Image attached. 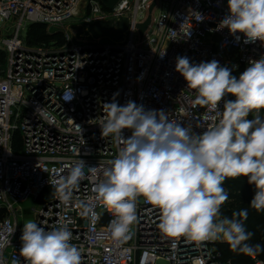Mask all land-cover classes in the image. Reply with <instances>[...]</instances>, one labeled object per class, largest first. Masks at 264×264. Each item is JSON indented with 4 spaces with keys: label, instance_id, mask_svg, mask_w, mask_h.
Masks as SVG:
<instances>
[{
    "label": "built area",
    "instance_id": "obj_1",
    "mask_svg": "<svg viewBox=\"0 0 264 264\" xmlns=\"http://www.w3.org/2000/svg\"><path fill=\"white\" fill-rule=\"evenodd\" d=\"M154 3L141 35L139 25ZM227 12V0H118L113 8L101 0H0V259L5 264L13 258L26 264L19 255L21 219L32 210L34 222L46 230L67 224L82 264H232L223 258V242L198 245L164 235L160 210L142 197L131 238L117 240L110 229L114 216L102 204H94L101 214L97 221L81 216L77 204L95 196L93 180L82 181L68 205L52 186L73 161L106 167L115 157L120 145L101 136L99 117L116 93L120 105L134 101L146 110L163 109L195 132L217 123V113L192 106L196 93L175 69L177 57L184 56L234 70L264 57V43L245 44L243 34L216 30ZM123 19L128 21L123 32L90 31L94 23ZM34 24L63 30L65 40L30 44ZM69 28L79 31L78 39ZM130 135L124 130L125 138ZM28 201L36 206L23 209ZM252 259L264 264L258 256Z\"/></svg>",
    "mask_w": 264,
    "mask_h": 264
},
{
    "label": "clouds",
    "instance_id": "obj_2",
    "mask_svg": "<svg viewBox=\"0 0 264 264\" xmlns=\"http://www.w3.org/2000/svg\"><path fill=\"white\" fill-rule=\"evenodd\" d=\"M227 7L216 30L243 34L245 44L264 43V0H227ZM175 70L196 93L192 106L217 113L219 121L195 132L191 124H183L163 109L146 110L134 101L120 105L116 93L112 102L104 104L99 126L102 137H112L120 145L117 154L106 167L88 166L83 159L73 161L67 174L53 182V194L68 205L81 182L93 180L95 196L77 206L82 217L95 222L101 214L94 204H102L114 216L110 229L117 240L131 238L142 197L160 210L158 227L164 235L186 237L198 245L224 242L254 258L264 252V246L251 243L254 233L245 224L248 209L233 211L231 217L221 209L229 199L225 181L246 177L254 186L249 206L264 212V57L250 60L238 78L216 60L197 64L186 56L177 57ZM228 95L235 99H225ZM126 129L131 131L127 138ZM20 240L19 255L26 264H82V253L72 243L67 224L46 230L28 220ZM0 264L5 262L0 259ZM11 264H19L18 259Z\"/></svg>",
    "mask_w": 264,
    "mask_h": 264
},
{
    "label": "trees",
    "instance_id": "obj_3",
    "mask_svg": "<svg viewBox=\"0 0 264 264\" xmlns=\"http://www.w3.org/2000/svg\"><path fill=\"white\" fill-rule=\"evenodd\" d=\"M47 29L45 24L32 25L27 35L30 44L43 42L47 36L51 39ZM229 68L232 70V75L237 78L244 71V67L238 70ZM261 115L264 116V111L261 112ZM250 119H252V114H250ZM223 186L228 190L229 199L222 205V214L231 217L233 211L248 209L249 216L245 224L247 230L254 233L251 243L264 246V212H257L249 206L254 195V186L248 183L246 177L229 178ZM221 249L225 261H230L232 264H254L252 257L233 251L228 244L222 245ZM257 256L264 259V252Z\"/></svg>",
    "mask_w": 264,
    "mask_h": 264
},
{
    "label": "water",
    "instance_id": "obj_4",
    "mask_svg": "<svg viewBox=\"0 0 264 264\" xmlns=\"http://www.w3.org/2000/svg\"><path fill=\"white\" fill-rule=\"evenodd\" d=\"M108 8H113V6L117 3L118 0H101ZM155 6V3L150 8V14L148 19L139 25L140 33L141 35L144 34L145 30L147 29L148 25L151 22V13L153 11V7ZM128 27V21L123 19L116 24L113 21L108 22H98L94 23L90 27L91 33L95 34L97 32L102 33L103 35H110L113 32H123ZM81 30V29H79Z\"/></svg>",
    "mask_w": 264,
    "mask_h": 264
},
{
    "label": "rangeland",
    "instance_id": "obj_5",
    "mask_svg": "<svg viewBox=\"0 0 264 264\" xmlns=\"http://www.w3.org/2000/svg\"><path fill=\"white\" fill-rule=\"evenodd\" d=\"M159 10H160V7H157V9L155 10L154 14H155V15H158ZM71 24H73V23H71ZM69 30L71 31L73 37H75L76 39L79 38V34H80L79 31H77V30H75V29H70V28H69ZM61 31H63V30H61ZM61 31H57V32H55V30H51V29L48 27V29H47V33H49L50 36H51L52 38L50 39L49 36H47V39H46L45 41L40 42V43H37V44H32V45H39V44H42V43H50V42H52V41L63 42L65 39H64V35L62 34ZM85 33H86V32H85ZM105 40H110V38L107 37ZM29 43H30V42H29ZM241 67H244V70L247 68L246 66H240L239 69H240ZM21 205H22V208H23V209H29V210H30V208L32 209V208H34V207L36 206V205H33V201H28V202H25V203H23V204H21ZM31 212H33V213H31V214H29V215H25V216L21 219V223H22V224H24V222H26V221H28V220H32V221H35V220H36L35 211L32 210ZM225 244H227V243H224V242H223L222 245H225ZM160 264H165V263H164V262H160Z\"/></svg>",
    "mask_w": 264,
    "mask_h": 264
}]
</instances>
